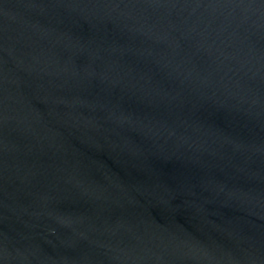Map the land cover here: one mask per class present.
Listing matches in <instances>:
<instances>
[{"label": "water", "instance_id": "95a60500", "mask_svg": "<svg viewBox=\"0 0 264 264\" xmlns=\"http://www.w3.org/2000/svg\"><path fill=\"white\" fill-rule=\"evenodd\" d=\"M0 264H264V0H0Z\"/></svg>", "mask_w": 264, "mask_h": 264}]
</instances>
